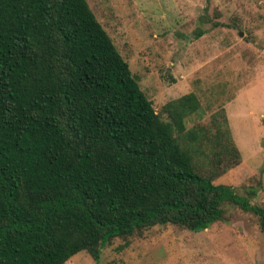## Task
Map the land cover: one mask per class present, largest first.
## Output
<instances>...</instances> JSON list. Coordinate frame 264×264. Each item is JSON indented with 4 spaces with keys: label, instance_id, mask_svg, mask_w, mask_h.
Instances as JSON below:
<instances>
[{
    "label": "trees",
    "instance_id": "1",
    "mask_svg": "<svg viewBox=\"0 0 264 264\" xmlns=\"http://www.w3.org/2000/svg\"><path fill=\"white\" fill-rule=\"evenodd\" d=\"M200 107L184 94L163 120L88 0H0V264L99 261L144 228L205 230L226 203L264 233V203L204 173L205 141L239 150L229 130L187 129Z\"/></svg>",
    "mask_w": 264,
    "mask_h": 264
},
{
    "label": "rangeland",
    "instance_id": "2",
    "mask_svg": "<svg viewBox=\"0 0 264 264\" xmlns=\"http://www.w3.org/2000/svg\"><path fill=\"white\" fill-rule=\"evenodd\" d=\"M129 62L156 112L194 92L201 107L187 129L229 130L239 153L205 141V174L264 203V0H88ZM178 136V132L175 131ZM225 220L195 232L158 224L111 239L95 261L87 251L65 264H264V233L251 211L225 204Z\"/></svg>",
    "mask_w": 264,
    "mask_h": 264
}]
</instances>
